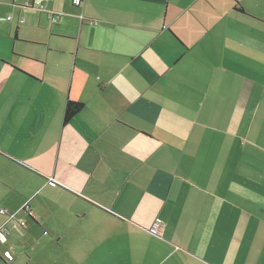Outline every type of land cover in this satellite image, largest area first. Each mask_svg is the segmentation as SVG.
<instances>
[{
    "label": "crops",
    "instance_id": "1",
    "mask_svg": "<svg viewBox=\"0 0 264 264\" xmlns=\"http://www.w3.org/2000/svg\"><path fill=\"white\" fill-rule=\"evenodd\" d=\"M39 10L0 20V264H264V0Z\"/></svg>",
    "mask_w": 264,
    "mask_h": 264
},
{
    "label": "rangeland",
    "instance_id": "2",
    "mask_svg": "<svg viewBox=\"0 0 264 264\" xmlns=\"http://www.w3.org/2000/svg\"><path fill=\"white\" fill-rule=\"evenodd\" d=\"M32 1L33 0H2L0 7V20L2 23L10 25L11 23L6 21L8 17L14 19V25H16V23L18 24L19 20H24L25 23L20 26V41L22 43H28L29 45L36 44V40L48 39L50 28V22L47 16L39 10V5L46 0H35V6L31 5ZM66 1L68 5L73 8L71 1ZM61 5H65L64 1L61 2ZM65 7H67V5Z\"/></svg>",
    "mask_w": 264,
    "mask_h": 264
},
{
    "label": "built area",
    "instance_id": "3",
    "mask_svg": "<svg viewBox=\"0 0 264 264\" xmlns=\"http://www.w3.org/2000/svg\"><path fill=\"white\" fill-rule=\"evenodd\" d=\"M85 0H71V3L74 7L80 8L83 6ZM40 9L44 10V6L41 5ZM46 12V11H45ZM48 17L49 20L53 25L59 23L60 21V15L54 13V12H49L48 11ZM8 21L12 20V17L7 18ZM82 21H85L84 17H81ZM20 23H24V20H21ZM96 23L93 21H89V25L94 26ZM51 186H56V183L54 181H50ZM22 212L28 213L30 217L33 216L32 209L29 206V201L26 203V205L23 207ZM0 215L4 216L7 218L6 223L0 228V241L4 242L7 239V235L10 234L11 229H16V228H23L27 225V222L20 217V212H10L8 209L2 206L0 203ZM154 231L158 234L161 235L163 231V225L161 223H156V227L154 228ZM47 235L48 233L45 232ZM12 259V258H10Z\"/></svg>",
    "mask_w": 264,
    "mask_h": 264
},
{
    "label": "trees",
    "instance_id": "4",
    "mask_svg": "<svg viewBox=\"0 0 264 264\" xmlns=\"http://www.w3.org/2000/svg\"><path fill=\"white\" fill-rule=\"evenodd\" d=\"M83 107L84 105L82 103H78L70 100L67 101L64 110L63 125L66 126L67 124H69L72 121V119L82 111Z\"/></svg>",
    "mask_w": 264,
    "mask_h": 264
}]
</instances>
